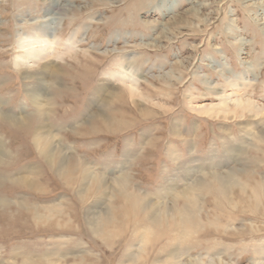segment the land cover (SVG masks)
<instances>
[{
  "label": "rangeland",
  "instance_id": "1",
  "mask_svg": "<svg viewBox=\"0 0 264 264\" xmlns=\"http://www.w3.org/2000/svg\"><path fill=\"white\" fill-rule=\"evenodd\" d=\"M0 264H264V0H0Z\"/></svg>",
  "mask_w": 264,
  "mask_h": 264
},
{
  "label": "bare ground",
  "instance_id": "2",
  "mask_svg": "<svg viewBox=\"0 0 264 264\" xmlns=\"http://www.w3.org/2000/svg\"><path fill=\"white\" fill-rule=\"evenodd\" d=\"M57 3V2H56ZM37 41H32V42H28V43H25V45H23V48L24 47H27V54H25L24 56L21 57L22 61L25 62V64H27L26 62L28 60H38V59H50L51 57L55 58L56 57V54H50L48 53V51L50 50V47L49 48H46L44 47L43 49H37L35 48L34 46L36 44H44L45 46H49V45H56L57 41L55 39H50L49 36H42V37H39L38 39H36ZM33 47V48H32ZM72 51H73V48L71 47L70 48ZM45 69L44 70H48L50 71V66L46 65L45 64ZM133 74V73H132ZM134 76V74H133ZM129 78H127L126 76L122 77L119 81L125 85H127L129 83ZM118 81V79H117ZM133 82V81H132ZM135 83V82H134ZM133 83V84H134ZM131 84V83H130ZM113 93H110V95H112ZM231 99V98H230ZM232 101V100H230ZM237 104L238 105H246V106H250L252 105V103H250V101H246V102H243L241 100H237ZM38 105L41 107V108H45V105L41 102H38ZM254 108V107H253ZM45 129L47 130L44 134L46 135V139L49 140L50 142L52 141L54 144H55V147H58L56 145V134L54 135L53 132L51 131V128L50 126H46ZM42 131L43 130V127L42 129H40ZM41 132V131H40ZM262 133V132H261ZM43 135V133H40ZM58 149V148H57ZM56 149V150H57ZM208 175H211L215 180H218L219 182L223 183L224 182V178H223V174L219 173V172H213V173H209ZM224 177L232 180V178H230L229 174L225 175ZM202 182V179L200 178V180H197L195 181L194 183H199V182ZM229 184H233L232 182H229ZM195 185H200V184H195ZM221 192L222 193H226L227 192V189H225V186L222 187L221 189ZM189 193H190V190L189 189H184V190H181L180 192H177L176 194H181V195H184V197L189 201L190 200V210L189 212L190 213H197L198 214V211H200V205L196 202V199H192L191 198H187V196H189ZM158 205V204H157ZM159 206L156 207L155 204H150V206H148V208L146 209V212L148 214V217H150L152 220H155V219H158L160 216L161 217H164V214L166 212V209H164V211L162 213H157L156 212V208L158 209ZM189 208V207H188ZM188 211V210H187ZM187 214V213H186ZM97 226V225H95Z\"/></svg>",
  "mask_w": 264,
  "mask_h": 264
}]
</instances>
